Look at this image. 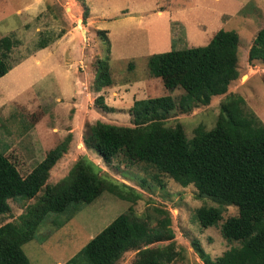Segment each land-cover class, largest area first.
Listing matches in <instances>:
<instances>
[{"label": "rangeland", "instance_id": "374dc122", "mask_svg": "<svg viewBox=\"0 0 264 264\" xmlns=\"http://www.w3.org/2000/svg\"><path fill=\"white\" fill-rule=\"evenodd\" d=\"M158 9L162 12H155ZM263 26L264 0H0V37L15 40L6 54L11 65L7 71H11L0 77V151L24 176L49 149L68 138L65 150L47 171L46 183L62 178L83 156L98 177L136 194L127 201L102 191L90 203L47 214L32 239L21 246L28 264H70L68 260L92 236L129 207L150 225L166 212L172 238L150 246L171 244L174 256L167 264H203L197 248L212 259L237 245L224 240L218 226L236 214L234 206H224L221 220L202 228L195 220V208L216 203L196 198L192 185L179 186L164 174L154 177V170L145 163H130L120 154L105 163L87 134L95 120L131 126L132 102L144 98L147 88L146 98L160 93V79L146 69L147 43L155 53L200 46L217 29L233 30L239 38L238 77L226 94L241 95L244 110L264 124V64L247 62L252 38ZM106 29L111 31L113 56L107 51ZM40 44L45 49L32 63L28 57L42 48ZM96 58L107 59L108 75L115 81L98 91L92 89ZM56 66L60 72L48 71ZM180 93L175 89L170 95L176 100ZM97 96L112 110L96 106ZM223 98L212 96L208 104L187 113L171 110L164 124L179 123L190 138L197 124L212 127ZM34 201L35 197L8 199L9 209L0 215V224L15 221ZM135 252H124L115 264H131Z\"/></svg>", "mask_w": 264, "mask_h": 264}, {"label": "trees", "instance_id": "16d2710c", "mask_svg": "<svg viewBox=\"0 0 264 264\" xmlns=\"http://www.w3.org/2000/svg\"><path fill=\"white\" fill-rule=\"evenodd\" d=\"M14 43L7 35L0 37V77L11 67L6 54ZM106 43L108 51V40ZM238 44L235 31L217 29L204 45L148 55L147 72L160 79L164 94L134 100L131 126L95 120L88 127L87 140L105 163L119 154L130 163H145L154 170V177L164 174L179 186L192 185L196 198L216 203L195 208L200 227L216 225L224 206L236 208V214L225 217L218 226L222 238L237 245L212 259L197 248L203 264H264V124L244 110L241 95L226 94L238 77ZM254 60L264 64V26L255 32L247 50V62ZM94 66L92 89L98 91L110 84L111 78L107 59L96 58ZM175 89L181 90L176 100L170 95ZM218 95L224 98L209 129L197 124L187 138L179 123L164 124L171 110L187 113ZM94 103L102 110H112L101 96ZM67 142L64 138L49 149L24 176L0 151V215L8 211V199L35 197L15 221L0 224V264H28L21 246L32 239L49 213L61 214L68 207L90 203L102 191L127 201L135 197L126 186L98 177L93 164L83 156L62 178L46 183L47 171ZM164 214L150 225L134 216L129 207L127 213L118 214L92 236L68 263L115 264L124 252L134 249L131 264H167L174 256L171 244L150 246L172 238Z\"/></svg>", "mask_w": 264, "mask_h": 264}, {"label": "crops", "instance_id": "0c3cea01", "mask_svg": "<svg viewBox=\"0 0 264 264\" xmlns=\"http://www.w3.org/2000/svg\"><path fill=\"white\" fill-rule=\"evenodd\" d=\"M155 12H157V13H161L162 12V9H158V10H156ZM127 14H129V13H127ZM172 19H174V18H172ZM171 22V21H170ZM169 24V23H168ZM202 24H200L199 26H201ZM183 28V30H184V32L186 33V31H185V27H182ZM120 29H119V33H120ZM168 31V36H169V38H171V35H170V28L167 30ZM216 31V30H215ZM215 31H213L212 33H211V35L215 32ZM104 34H105V36H106V38H107V40H108V43H109V47H108V52H109V54L111 55V56H113L112 54H111V52H112V49H113V47H112V45H111V41H110V36H111V31H110V29H106V32H104ZM211 35H210V37H211ZM209 37V38H210ZM209 38L207 39V41L209 40ZM204 40V39H203ZM206 41V42H207ZM149 43H147L146 44V48H147V51L146 52H144L143 53V57H147L148 55H150V54H152V53H155L157 50H154V49H151V46H149L148 45ZM204 45V44H203ZM45 49V47H42V48H40L39 50H38V52H35V54H33V55H31V56H29L28 57V59H33V62L32 63H35V55L36 54H38L39 52H41L42 50H44ZM151 49V50H150ZM50 70V71H49ZM53 70H54V72H57V71H59L60 72V69L59 68H57V66L56 67H54V69H48V71L50 72V73H53L54 74V72H53ZM11 71V70H10ZM10 71H7V73H9ZM3 76V75H2ZM110 78H111V83H113V82H115L114 81V79L110 76ZM156 78V77H155ZM53 80H54V82H56V79H54L53 78ZM149 80V79H148ZM146 81V80H145ZM141 82L142 81H140V84H141ZM110 83V84H111ZM149 82H147L146 83V85L148 84ZM159 84V83H158ZM143 85V84H142ZM141 85V86H142ZM146 85H143V86H146ZM163 91H164V89L162 88V86H161V90H160V93H163ZM147 92H149L150 93V89H146V91L144 92L143 91V93L147 96ZM159 93V94H160ZM158 94V95H159ZM164 94V93H163ZM157 95V96H158ZM161 95V94H160ZM146 96H144V98H146ZM152 97H154V96H152ZM141 98H143V97H141Z\"/></svg>", "mask_w": 264, "mask_h": 264}]
</instances>
